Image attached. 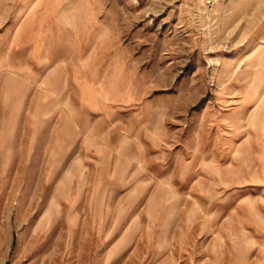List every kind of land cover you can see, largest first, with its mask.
Masks as SVG:
<instances>
[{
  "label": "rangeland",
  "instance_id": "obj_1",
  "mask_svg": "<svg viewBox=\"0 0 264 264\" xmlns=\"http://www.w3.org/2000/svg\"><path fill=\"white\" fill-rule=\"evenodd\" d=\"M0 264H264V0H0Z\"/></svg>",
  "mask_w": 264,
  "mask_h": 264
}]
</instances>
